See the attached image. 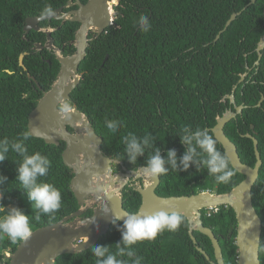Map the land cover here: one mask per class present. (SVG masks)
<instances>
[{
	"label": "trees",
	"instance_id": "trees-1",
	"mask_svg": "<svg viewBox=\"0 0 264 264\" xmlns=\"http://www.w3.org/2000/svg\"><path fill=\"white\" fill-rule=\"evenodd\" d=\"M68 1L0 0V149L8 148L6 159L0 162V203L6 211L15 208L27 215L31 232L60 223L80 210L71 189L74 174L62 158L65 143L47 145L32 137L28 128L30 114L57 81L61 66L54 52L36 49L38 44L46 45L47 36L35 31L26 34V21L49 15L46 8L58 11ZM252 1H115L114 25L100 36L90 35L87 55L79 68L82 79L68 104L85 115L103 139V154L117 161L115 173L122 168L138 171L147 167L157 149L165 160L168 152L174 150L177 167L166 164L168 173L159 174V197H190L204 192L226 195L245 177L234 170L229 183L218 184L203 163H191L185 170L180 160L189 145L181 137L185 135L184 127L193 135L202 130L214 136L211 129L230 106V101L224 100L237 88L236 105L248 108L227 124L225 134L236 145L242 163L251 168L257 160L254 143L247 136L259 142L263 165L253 188V205L262 221L260 261L264 264V103L257 107L264 93V53L260 65L255 66L256 49L264 36V0L251 4ZM235 14L237 19L225 31ZM142 15L147 17V25L139 22ZM40 28L54 29V46L64 56L76 53L71 43L79 23L45 21ZM25 54L28 55L22 67L20 57ZM250 69L253 80L247 78L240 83ZM108 122L117 123L115 131L107 128ZM129 133L135 134L141 143L145 137L150 140V147L135 162L126 150ZM16 143L23 144L27 152H16ZM192 147H196V159L200 160L202 152L195 140ZM217 147L225 152L218 142ZM37 151L51 160V167L45 176L39 177V182L54 184L62 194L61 207L54 213L36 209L18 180L24 156ZM122 194L124 209L136 214L142 205L137 188L129 184ZM92 216L93 211H89L82 219ZM202 221L219 240L225 264H238L237 219L233 209L223 206L217 212L204 210ZM185 222L174 232L164 230L155 239L131 246L123 243L125 224L115 222L94 247L62 256L55 264H97V260L106 258L94 255L97 246L107 247L114 255L123 248L124 254L117 255V259L125 264H134L137 257L142 258L141 264H211L198 250L201 248L215 261L210 239L194 232L195 245L189 222ZM22 241L12 243L6 234H0V264H10L7 255L14 254ZM129 251L134 253L132 257L128 256Z\"/></svg>",
	"mask_w": 264,
	"mask_h": 264
},
{
	"label": "water",
	"instance_id": "water-1",
	"mask_svg": "<svg viewBox=\"0 0 264 264\" xmlns=\"http://www.w3.org/2000/svg\"><path fill=\"white\" fill-rule=\"evenodd\" d=\"M118 0H89L87 5L79 4V10L63 14V10L52 12L41 18H31L26 21L25 33L41 32L39 24L45 21L58 20L81 25L75 40L76 53L72 56L57 57L61 70L58 80L52 89L45 93L36 109L29 116V133L32 137L44 141L47 145L65 143L62 154L64 164L73 172L71 189L80 206L75 214L65 218L60 223L34 231L17 248L14 254L7 255L10 264H55L65 255L79 254L94 247L101 237L105 236L115 222L125 224L132 215H155L159 212L177 213L188 220L190 237L195 245L197 240L194 232L208 237L212 243L215 261L201 248L198 250L211 264H225L223 251L214 232L205 228L202 221V211L213 210L223 206L233 209L237 219L236 245L238 247V264H261L260 246L262 238V221L253 205V188L256 185L260 169L263 165L259 152L258 140L247 136L254 143L256 165L251 168L242 163L236 145L226 136L225 127L238 113L227 112L217 120V125L211 129L217 142L230 156L232 168L245 180L226 195L200 193L190 197L162 198L156 193L160 185V176L154 179L143 176V169L114 173L117 163L103 154V139L94 131L88 118L76 108L69 111L59 109L62 103L71 99V94L79 86L81 77L79 68L85 60L89 47V32L96 30L100 36L114 25L116 19L113 13L114 2ZM255 0L251 4H254ZM245 8L244 10H246ZM242 12L239 14L241 15ZM233 15L226 25L225 31L237 19ZM47 35L46 49L56 51L52 40V31L45 30ZM220 38L218 36L217 40ZM38 48H41L38 45ZM264 49V43L260 50ZM20 57V65L24 67V58ZM31 78V77H30ZM32 79V78H31ZM234 102V97H230ZM83 118L86 120L87 131L80 126ZM73 129L70 133L68 129ZM137 179L144 182L138 184V192L142 197V205L136 214L128 213L123 206L122 191L126 188L127 179ZM96 206V207H95ZM89 210H94L93 216L82 219ZM80 240L83 243L78 244Z\"/></svg>",
	"mask_w": 264,
	"mask_h": 264
},
{
	"label": "clouds",
	"instance_id": "clouds-1",
	"mask_svg": "<svg viewBox=\"0 0 264 264\" xmlns=\"http://www.w3.org/2000/svg\"><path fill=\"white\" fill-rule=\"evenodd\" d=\"M45 12L47 14H51L52 9L46 8ZM139 22L141 24L147 25V17L142 15ZM148 27H150V25ZM148 27L144 28L145 32L148 31ZM45 30L52 31L50 28L42 29L41 32L45 33ZM38 45L36 46L37 50H48L45 48L46 45H40L41 48H38ZM48 51L54 52L57 57L59 55L64 56L58 49L56 51ZM79 76L82 79V76ZM232 96L236 101L234 94H232L230 97ZM229 100L232 99L229 98ZM68 102L65 101L61 104L62 111L75 109L71 108ZM107 128L115 131V129L117 128V123L108 122ZM183 131L185 135H183L181 139L184 143L189 145L188 150L180 160V163L183 164L184 169L187 170L191 163H203V165L207 168L210 176L214 177L216 183H229L234 176V169L231 166V159L226 152L218 149L217 140L214 138V136L212 134H209L207 131L202 130H197L194 135L190 134L188 127H184ZM25 139H27V136H25ZM193 140H195L196 145L199 147V149H201L202 155L200 160L196 159L198 153L196 147H192ZM146 147H150V140L148 137H145L143 139V142L141 143L140 141H138L135 134L129 133L127 138L126 150L132 162H135L139 156L144 154ZM13 148L16 152L21 154L27 152L26 147H24V145L21 143L14 144ZM7 152V147L0 149V162H3L6 159ZM116 164L114 165V173ZM166 164H170L173 169L177 167L176 152L174 150L169 151L168 158L167 160H165L161 157L159 149H157L155 154L152 155L148 160V166L143 169V176L145 178L154 179L159 174L166 175L169 171L168 168L165 167ZM50 167L51 160L41 152L37 151L32 155H25L22 163L18 168V180L21 186L27 190L29 199L33 202L35 208L41 210L43 213H54L61 207L62 194L60 189H58L52 183L39 182V177L45 176ZM115 174H119V172ZM134 180L138 181V184L141 183V187L144 186V182L142 181V179ZM127 186H129V184ZM136 188L138 190L139 186ZM121 195L123 197V194ZM0 199H2V194H0ZM217 209H210L209 211L216 210L217 212ZM182 223H186L185 219L182 215L177 213L169 214L165 212H159L155 215L145 214L143 216H129L125 222L126 231L123 233V243L126 246H131L136 244L138 241H142L145 239H155L158 233L163 232L164 230L173 232L178 230L181 227ZM33 232H31V224L27 215L22 213L19 209L15 208L11 209L10 211H6L2 203H0V234H6L10 238L12 243H16L18 240H26ZM93 252L96 257H106L103 260H97V264H125L124 261L117 259V255L124 254L123 248H120L119 252L116 255L111 254L109 252V249L103 246L95 247L93 249ZM127 254L129 257H132L134 255V253L131 251H129ZM141 260V257H137L134 261V264H141Z\"/></svg>",
	"mask_w": 264,
	"mask_h": 264
},
{
	"label": "flooded vegetation",
	"instance_id": "flooded-vegetation-1",
	"mask_svg": "<svg viewBox=\"0 0 264 264\" xmlns=\"http://www.w3.org/2000/svg\"><path fill=\"white\" fill-rule=\"evenodd\" d=\"M89 2V0L86 2V3H83L82 1H80V0H77V1H74V0H69L68 2H67V5L66 6H64V7H62L61 9H59V10H63V14H66V13H70V12H76V11H78L80 8H79V4L78 3H81L82 5H87V3ZM67 11V12H66ZM56 21H58V20H56ZM61 23H62V25H64V22H62V21H60ZM66 23V22H65ZM41 24V23H40ZM40 24H39V26H40ZM80 27H81V25H80ZM80 29V28H79ZM52 30V32L54 31L53 29H51ZM93 35V34H96V35H98V33H97V31L95 30V31H90L89 32V36H88V38H90V35ZM93 39H95V37L93 38ZM89 41H90V39H89ZM262 43H264V36H263V38H262V40L260 41V43L258 44V47H257V49H256V53L258 54V62H256L255 63V66L256 67H258L259 65H260V61H261V59L263 58V53H264V49H262V50H260V48L262 47ZM68 57V56H67ZM259 69L257 68V71H258ZM251 69L249 70V73H247V74H244L243 76H242V78H241V81H240V83H243V82H245L246 81V79L247 78H250V80H253V77H254V75L253 76H251L250 77V73H251ZM253 83L254 84H256V83H258L257 81H253ZM262 85H264V83H262ZM237 89V88H236ZM236 89L234 88L233 89V94H234V96H235V92H236ZM229 98H230V96H227L226 98H225V102L227 101V100H229ZM230 101V106H229V109H227L226 110V113L227 112H233V113H235V114H237L238 113V108H242V113H238L237 114V116H236V118L235 119H233V120H236L237 118H238V116H242L243 115V112H244V110L246 109V108H248L247 106H244V105H236L237 103H236V101H234V102H232V100H229ZM263 103H264V93H261V100H260V102H259V104L257 105V107H261L262 105H263ZM59 109L61 110V106L59 107ZM225 115V114H224ZM68 131L70 132V133H74V131H73V129H68ZM119 173H121V172H124V169L122 168V169H120L119 171H118ZM138 183V181H136V184ZM89 211H91V210H89ZM93 212H94V210H93ZM83 219H85V218H83Z\"/></svg>",
	"mask_w": 264,
	"mask_h": 264
},
{
	"label": "rangeland",
	"instance_id": "rangeland-1",
	"mask_svg": "<svg viewBox=\"0 0 264 264\" xmlns=\"http://www.w3.org/2000/svg\"><path fill=\"white\" fill-rule=\"evenodd\" d=\"M147 179V178H146ZM149 180L147 179V183L148 184ZM127 183L130 184L131 186H135V187H138V183L136 184V181L134 179H127ZM210 193V192H209ZM213 194V193H211ZM96 207V206H95Z\"/></svg>",
	"mask_w": 264,
	"mask_h": 264
},
{
	"label": "bare ground",
	"instance_id": "bare-ground-1",
	"mask_svg": "<svg viewBox=\"0 0 264 264\" xmlns=\"http://www.w3.org/2000/svg\"><path fill=\"white\" fill-rule=\"evenodd\" d=\"M80 126L83 127V130H84L85 132L88 130V129H87V126H86V120H85L84 118H83V120H82Z\"/></svg>",
	"mask_w": 264,
	"mask_h": 264
},
{
	"label": "built area",
	"instance_id": "built-area-1",
	"mask_svg": "<svg viewBox=\"0 0 264 264\" xmlns=\"http://www.w3.org/2000/svg\"><path fill=\"white\" fill-rule=\"evenodd\" d=\"M83 241L82 240H80L79 242H78V244H80V243H82Z\"/></svg>",
	"mask_w": 264,
	"mask_h": 264
}]
</instances>
